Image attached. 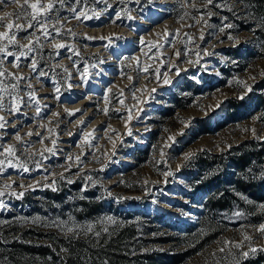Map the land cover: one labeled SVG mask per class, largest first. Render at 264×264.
<instances>
[{
	"label": "rangeland",
	"instance_id": "rangeland-1",
	"mask_svg": "<svg viewBox=\"0 0 264 264\" xmlns=\"http://www.w3.org/2000/svg\"><path fill=\"white\" fill-rule=\"evenodd\" d=\"M191 2L87 0L86 4L77 5L76 0H65L63 5L56 4L47 21L52 37L46 39L41 31H36L40 43L35 44V37L32 38L34 49L27 57H21L19 68L14 67L13 57L0 65V70L26 77L20 81L17 93L24 100L20 112L10 114L7 108L11 96L0 93L5 102L0 116L8 121L6 127L0 128V145H15L17 156L26 161L30 169L23 172L5 166L0 174V184L14 180L15 192L24 191L22 198L10 191L0 197L5 204L0 209V221H4L0 225V243L6 245L10 239L24 243L12 248L0 246V264H68L69 257L78 262L73 264H105L109 260L106 247H116L120 228L129 233L123 238L129 255L127 264H158L161 253L184 247L180 237L188 235V239H192L204 197L201 190L193 189L202 174L197 154H218L242 140L264 138V115L253 108L251 96V92H257L254 83L264 78L260 75L264 72V56L246 61L240 57V61H235V56L225 53L236 44L252 51L257 43L253 31L234 32L228 28L219 31L223 24H234L228 12L240 20L248 19L239 1L216 0L232 6L233 11L209 6L213 12L210 18L204 15L206 10L199 5V0V11L190 6ZM73 7L78 12L88 8L90 17L100 13V19L81 17L78 21L69 10ZM0 8V15L18 10L16 5ZM117 13L121 19H117ZM202 15L207 20L206 25L203 21L196 23ZM128 16L135 19L129 20ZM224 17L227 19L223 20ZM113 20L116 23H112ZM54 27L60 28V35H56ZM201 29L203 41L199 38ZM5 30L0 27V32ZM229 34L235 39H228ZM27 35L20 32L18 42L27 44L29 41L23 38ZM141 38L144 44L140 43ZM54 43H63L65 47L56 49ZM8 50L16 52L17 48L10 45ZM177 50L181 52L179 58L174 55ZM203 50L214 54L205 55ZM133 58H139V65ZM33 59L38 62L36 72L27 66ZM198 59V64L186 62ZM171 64L181 69L178 76L175 69L169 72L171 84L165 85L153 78L154 69L165 73ZM145 66H150L148 73L142 71ZM40 71L46 75L38 77ZM253 76L255 79H250ZM237 80L252 86L243 99L248 108L240 111L233 107L227 112V101L240 100L237 97L245 92ZM12 82L10 77H0V83L8 85L9 91ZM153 87L156 88L154 93L150 92ZM29 92H35L36 98L30 99ZM220 101L223 103L216 108ZM180 119L190 122V126L185 128ZM201 120L204 121L203 131L199 130ZM253 128L259 138L253 136ZM28 132L33 135L28 136ZM85 133H93L97 138L92 140L93 147L84 146ZM17 134L28 143H18ZM170 135L176 137V143L168 140ZM45 148H53V153L45 152ZM40 152L47 158H42ZM186 154H191V158L185 160ZM78 155L83 161L79 169L74 162ZM68 156L73 157V161H69ZM36 161H40V168H36ZM69 164L71 169L66 171ZM169 171L172 175H164ZM53 180L56 191L42 186L18 187ZM68 180L73 182L68 183ZM252 202V211L261 215L257 205L264 203V199ZM69 216L80 224L94 223L95 230L101 232L100 237L81 235L77 242L56 228L31 223L36 217L51 220ZM109 216L115 224L100 223ZM261 220L242 221L225 228L178 264H215L222 255L218 252V241H242V226L258 224ZM107 226H110L108 231L103 232ZM187 226L193 227L189 233ZM252 234V243L264 246V238ZM61 248L68 251L62 252ZM133 254L138 256L135 258Z\"/></svg>",
	"mask_w": 264,
	"mask_h": 264
},
{
	"label": "snow or ice",
	"instance_id": "snow-or-ice-1",
	"mask_svg": "<svg viewBox=\"0 0 264 264\" xmlns=\"http://www.w3.org/2000/svg\"><path fill=\"white\" fill-rule=\"evenodd\" d=\"M65 0H0V6L3 7H8L10 5H16L17 6V11L15 13L13 12H4L3 15H0V27H4L6 30L3 32H0V54H3V58H0V65H3L5 59L8 57H13V65L14 67L19 68V63L21 57H27L29 53H31L34 49V43H33V37H35V44L40 43V38L39 36L36 35V31H41L43 36L47 39L49 37H52V33L49 32L48 27H47V21L51 19V14L54 12L56 8V4L59 3L60 5H63ZM100 2L107 3V0H100ZM122 2V0H121ZM137 3L140 2V0H136ZM86 4L87 0H76V4ZM199 5H202V7L206 10L204 15L208 16L209 18L213 15V12L211 11L212 7L216 8H221V7H227L228 11H233V7L226 5V4H220L217 3L216 0H199ZM199 5L197 3V0H192L190 6L197 11H199ZM2 10V8H0ZM71 12L75 13V19L80 20L81 17H83L85 20L87 19H100V13H94V16H89L87 14L88 8H84L81 11H77L75 7L69 9ZM14 18V19H13ZM129 20H134L135 17L128 16L127 17ZM117 19H121L120 14L117 13ZM223 20H226L227 17L222 18ZM5 20H9L10 22L4 23ZM24 21V23H17L16 21ZM201 21L206 25L207 20H204V16L202 15L199 19L196 20L197 24H200ZM59 19H57V23H59ZM112 23H116L115 20L112 21ZM62 26V25H61ZM191 27V26H189ZM234 25L232 24H223V26L220 27L219 31L224 32L225 28H232ZM261 27H264V17L261 18ZM32 29L33 31L29 32L28 30ZM56 33V35H60V28H55L53 29ZM70 31V30H69ZM20 32H27L28 35L23 37L24 39H27L29 42L27 44H20L18 42V35ZM200 40H204V33L203 30H200ZM187 35V34H186ZM54 40V37L52 38ZM89 39H93L92 37H89ZM101 39H104V37H101ZM189 41H192L193 38L191 36L188 37ZM228 39L234 40L235 38L232 37L230 34L228 36ZM141 44H144L143 38L140 40ZM14 46L17 48L16 52L9 51L8 48L9 46ZM54 48L60 49L64 48L65 45L63 43H54L53 44ZM42 47V45H41ZM205 55H212L214 53H209L207 50H203ZM199 52L196 53L197 56H199ZM79 55V53H77ZM174 55L179 58L181 56V52L179 50L174 52ZM185 55L187 53L185 52ZM125 59H128L125 57ZM137 61V65H139V58H133ZM187 63H200L199 59L196 60L195 62L188 60L186 61ZM103 63V61H101ZM233 63H236L233 61ZM32 72H36L37 67H38V62L33 59L29 65H27ZM150 66H145L142 68V71L144 73L149 72ZM172 69H175V74L178 76L181 72V69L179 68L178 65L171 64L168 72L161 73L159 68L154 69V79H156L158 82H162L163 84H171L172 81L169 78V72L172 71ZM186 71V69H185ZM87 72V69H85V73ZM46 73L43 71H40L38 73L39 76H44ZM217 75L219 73L217 72ZM260 75H264V72H261ZM0 77H10L11 80L13 81L10 85L11 90L9 91V86L8 85H3L0 83V93H7L9 96H11V101H10V106L7 108V111L10 114L15 115L16 113L20 112L21 110V105L24 104V100L22 97H20L18 93V89L20 88V81H23L26 79L22 74L17 75L16 73H8L6 70H0ZM127 79L132 80V76H127ZM250 79H255V77H250ZM236 83L241 85L244 89L245 92L238 96L237 98L240 100L244 99V96L247 95L248 92L252 90V86L247 84L244 81L237 80ZM29 88L32 87V85L29 83L28 85ZM71 87V85H69ZM57 92H59V88L56 89ZM109 92H111V89H108ZM144 91H147V88L145 87ZM156 88L153 87L150 92H155ZM219 91V90H217ZM121 95H123V91L121 90ZM28 96L30 99H35L36 94L35 92H29ZM133 99H136L135 93H133ZM38 103V101H37ZM121 104L124 103L123 100L120 101ZM223 101L218 102L215 107L219 108ZM198 106V105H197ZM211 107V106H209ZM5 110V102H4V96L0 95V111ZM77 111H80L77 109ZM105 113H107V109H105ZM37 114H39V109L37 110ZM74 114V113H70ZM54 115H58V113H54ZM129 118H131V113H129ZM259 119V118H255ZM8 121L5 119V117L0 116V128L6 127ZM81 124H84V121L80 122ZM180 123L184 125L185 128L190 126V122H186L183 119H180ZM110 127V126H109ZM113 131H115L113 129ZM166 131H168L166 129ZM247 131V129H246ZM253 136L256 137V130L253 128L251 129ZM131 134V133H129ZM181 136L184 135L183 132L179 133ZM28 136H32V132L27 133ZM36 135H41L40 133H36ZM71 135V133H69ZM259 138V137H256ZM16 141L21 144H25L28 142L22 141V137L20 135H16L15 137ZM97 139L93 133H85L83 137L84 141V146L86 147H93L94 145L92 144V140ZM168 140L172 141L173 143H176V137L175 136H169ZM42 142V141H41ZM52 144L55 145L56 141L53 140ZM170 147V145H166ZM0 147L3 148L2 151H0V157H3L0 159V174H2L5 170V166L9 168H18L21 169L23 172H29L30 169L27 166L26 161H21L20 157L17 156V147L15 145H7V146H2ZM228 147H231V145H228ZM45 152L48 153H53V148H45ZM35 156V153L32 154ZM39 155L46 159L47 157L44 156V152H40ZM164 155V152L161 151V156ZM185 160H188L191 158V154H186L185 155ZM67 159L69 161H73V157L68 156ZM13 160L16 162L14 163ZM74 162L77 165V168L82 165L83 161L81 160V157L78 155L74 158ZM36 168L41 167L40 161H36ZM71 169V164L68 165V167L65 169L66 171ZM47 171V169H45ZM251 171V170H250ZM164 175H172V173L166 172ZM260 179H264V172H261L258 174ZM61 179H63V176L61 175ZM90 181H92L91 177H88ZM45 180H47V177H45ZM68 183H72L73 181L68 180ZM93 183H95L93 181ZM16 184V181H11V183H2L0 184V197L5 195L6 191L12 192L13 195H16L17 198H22L24 196V191L20 192H15L13 189L12 185ZM56 181L53 180L51 183H41L40 181H36L35 185H24L20 184L18 185L19 188L21 189H32L33 187H45V188H51L53 191H56L55 187ZM86 190V189H85ZM106 192L108 190H105ZM108 195H111L110 192H108ZM240 195L242 199L245 200L246 203L252 204L253 202L249 200L247 197H244L242 194H237ZM5 204L3 200H0V209L4 208ZM257 207L260 210V214L264 216V203H259ZM256 213H247V215H255ZM233 215L237 218L245 216V213L239 210H236L233 212ZM111 223L115 224L116 221L113 219V217L109 216L104 218L103 220L100 221V223ZM4 221H0V225H2ZM31 223L37 224L41 223L43 224L44 227H52L58 229L62 234H64L66 237L69 239H79L81 235H88L91 234L95 236L97 239L100 237L101 232L95 230V224L94 223H86V224H80L75 221V219L72 216H69L67 219L63 218H54V219H47V218H41V217H36L31 220ZM242 231L241 229H237V231H241L242 234V241H235V240H229V239H224L222 241H218V252L221 255V258L219 260L215 261V264H241L242 259H247L250 255H254L258 251H264V246H255L252 241H253V234L256 233L259 235L260 238H264V219L261 220L258 224H247L242 226ZM249 229L251 232H249ZM103 232H107L108 229L107 227L103 228ZM62 252L68 251L65 248H61ZM215 255V253H213ZM107 264V262H105Z\"/></svg>",
	"mask_w": 264,
	"mask_h": 264
},
{
	"label": "trees",
	"instance_id": "trees-1",
	"mask_svg": "<svg viewBox=\"0 0 264 264\" xmlns=\"http://www.w3.org/2000/svg\"><path fill=\"white\" fill-rule=\"evenodd\" d=\"M235 1H239L240 5L244 7L248 19L246 21L240 20L235 18L231 12H228V18L234 21V24H232L234 27L228 28V30L234 32L241 30L253 31L257 43L252 51L236 44L232 48H227L225 53L229 57L235 56V61H240V57L246 61L255 56H264V27H261V18L264 17V0ZM254 85L257 92H251L255 105L253 108L260 110L264 115V78L254 83ZM233 107L244 111L247 110L248 105L243 100L232 98L227 101L226 111H230ZM199 123L201 124L199 130H205L203 127L204 121L201 120ZM197 157L200 160L199 165L202 174L193 189L201 190L204 195L198 221L193 226L196 227L195 230L198 234L196 232L192 233V239H188V235L180 237L185 244L184 247L169 253H161L162 257L157 261L158 264H178L186 256L191 255L203 244L216 237L225 228L242 221L257 222L262 218V215L258 214L247 215V213L253 212V204L246 203L237 194L241 193L252 201L264 199V179H260L258 175L264 172V138L260 140H242L229 147L225 152L207 155L205 152H200ZM236 210L244 212L245 216L235 217L233 212ZM108 227L110 226H107V229ZM193 227L187 226V233ZM123 230V228H120V231H118L119 236L117 237L116 247H106L105 253L109 259L107 263H128L129 255L123 238L125 234L129 235V233H125ZM199 232L204 234L199 235ZM73 241L78 242L80 239H73ZM18 244L23 245L24 243H21L20 240L10 239L6 245L0 243V246L12 248ZM29 248L31 250L37 249L34 247ZM133 256L136 258L138 254H133ZM67 260L68 264L78 263L71 257ZM241 264H264V251H258L247 259H242Z\"/></svg>",
	"mask_w": 264,
	"mask_h": 264
},
{
	"label": "bare ground",
	"instance_id": "bare-ground-1",
	"mask_svg": "<svg viewBox=\"0 0 264 264\" xmlns=\"http://www.w3.org/2000/svg\"><path fill=\"white\" fill-rule=\"evenodd\" d=\"M163 2V1H162ZM166 2V1H165Z\"/></svg>",
	"mask_w": 264,
	"mask_h": 264
}]
</instances>
